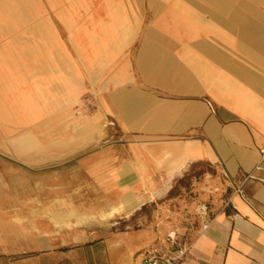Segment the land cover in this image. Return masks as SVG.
Returning a JSON list of instances; mask_svg holds the SVG:
<instances>
[{
	"label": "crops",
	"instance_id": "0c3cea01",
	"mask_svg": "<svg viewBox=\"0 0 264 264\" xmlns=\"http://www.w3.org/2000/svg\"><path fill=\"white\" fill-rule=\"evenodd\" d=\"M262 148L264 0H0V264H141L170 225L100 223L194 164L226 193L181 264H264Z\"/></svg>",
	"mask_w": 264,
	"mask_h": 264
},
{
	"label": "rangeland",
	"instance_id": "374dc122",
	"mask_svg": "<svg viewBox=\"0 0 264 264\" xmlns=\"http://www.w3.org/2000/svg\"><path fill=\"white\" fill-rule=\"evenodd\" d=\"M216 177L215 170L207 164L191 165L180 179L174 181L166 196L150 200L138 210L129 213L126 218L120 220L119 216H116L110 221L103 219V223L100 224L108 231L118 232L145 229L149 226H154L156 230V226L164 222L163 224H169L171 231L176 232L178 236L184 234L183 238L186 240L210 215L212 206L224 199L226 187L223 182L216 181ZM15 199L22 201L24 197L17 196ZM68 199L70 204L79 205L99 202L98 198L85 195H76ZM98 223L99 221H96V224ZM109 224H112L111 228Z\"/></svg>",
	"mask_w": 264,
	"mask_h": 264
},
{
	"label": "built area",
	"instance_id": "2783aa9c",
	"mask_svg": "<svg viewBox=\"0 0 264 264\" xmlns=\"http://www.w3.org/2000/svg\"><path fill=\"white\" fill-rule=\"evenodd\" d=\"M259 155L260 161H264V148L259 150ZM189 249L190 245L184 238L171 232L160 245L143 253L141 264H181Z\"/></svg>",
	"mask_w": 264,
	"mask_h": 264
}]
</instances>
